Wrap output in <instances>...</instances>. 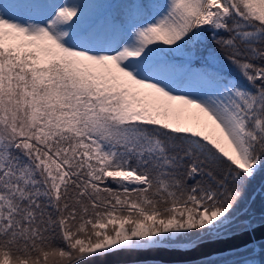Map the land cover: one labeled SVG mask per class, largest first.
I'll return each mask as SVG.
<instances>
[{"label": "snow or ice", "instance_id": "obj_1", "mask_svg": "<svg viewBox=\"0 0 264 264\" xmlns=\"http://www.w3.org/2000/svg\"><path fill=\"white\" fill-rule=\"evenodd\" d=\"M259 176L264 0H0V264L222 242Z\"/></svg>", "mask_w": 264, "mask_h": 264}, {"label": "water", "instance_id": "obj_2", "mask_svg": "<svg viewBox=\"0 0 264 264\" xmlns=\"http://www.w3.org/2000/svg\"><path fill=\"white\" fill-rule=\"evenodd\" d=\"M230 239L222 242L203 245L195 250L188 252L180 251H150V252H120L104 258H97L96 264H138V263H160V264H187L204 260L205 257L211 258L242 250L249 246L252 242H260L264 240V222L256 224L255 230L252 232L238 231ZM218 253L219 255H214Z\"/></svg>", "mask_w": 264, "mask_h": 264}, {"label": "trees", "instance_id": "obj_3", "mask_svg": "<svg viewBox=\"0 0 264 264\" xmlns=\"http://www.w3.org/2000/svg\"><path fill=\"white\" fill-rule=\"evenodd\" d=\"M263 181H264V176H259L256 181H254L252 184L249 185L245 200L241 203V205L237 208L236 212L234 213L235 220L233 225L235 226L232 227L234 228L233 231H238L243 229L244 226L243 224H241V221L249 217L252 218L254 223H259L264 221L262 218L259 217V212L264 210V199L259 194L254 196L255 192L262 185ZM191 239L194 240L196 238H193L192 236ZM221 258L230 261L231 264H243V261L245 259L251 258L250 248L248 249L244 248L239 251L222 254L213 257L212 259L219 260ZM256 259L264 260V257H256ZM203 261L204 260L193 263H187V264H203ZM138 264H160V263L148 262V263H138Z\"/></svg>", "mask_w": 264, "mask_h": 264}, {"label": "rangeland", "instance_id": "obj_4", "mask_svg": "<svg viewBox=\"0 0 264 264\" xmlns=\"http://www.w3.org/2000/svg\"><path fill=\"white\" fill-rule=\"evenodd\" d=\"M233 226H235V225H232V227H233ZM232 227H231V229H230L231 232L234 230V228H232ZM233 232H235V231H233ZM193 238H196V236L194 235Z\"/></svg>", "mask_w": 264, "mask_h": 264}, {"label": "built area", "instance_id": "obj_5", "mask_svg": "<svg viewBox=\"0 0 264 264\" xmlns=\"http://www.w3.org/2000/svg\"><path fill=\"white\" fill-rule=\"evenodd\" d=\"M261 194H262V196L264 197V190H262Z\"/></svg>", "mask_w": 264, "mask_h": 264}]
</instances>
